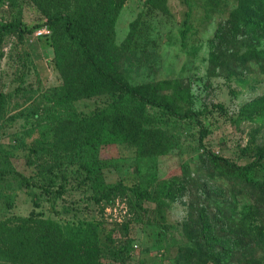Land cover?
Masks as SVG:
<instances>
[{"label":"rangeland","instance_id":"374dc122","mask_svg":"<svg viewBox=\"0 0 264 264\" xmlns=\"http://www.w3.org/2000/svg\"><path fill=\"white\" fill-rule=\"evenodd\" d=\"M243 1L168 0L169 14H148L147 0L126 1L111 34L124 73L131 84H151L161 99L199 115L179 120L137 101L115 111L107 95L57 104L63 78L48 17L30 0H0V26L50 31L0 39V221L32 213L61 223L96 221L103 264H264V204L225 185L227 168L204 156L246 165L264 151V117L241 119L246 106L264 102V3L249 10L250 26L240 13ZM65 2L60 11L76 15L68 11L76 0ZM136 22V45H127ZM121 112L153 130L152 139L107 138L89 154L75 149L85 121ZM63 130L72 134L68 147ZM154 146L157 153H141ZM118 183L163 192L164 208L128 193L93 199Z\"/></svg>","mask_w":264,"mask_h":264},{"label":"trees","instance_id":"16d2710c","mask_svg":"<svg viewBox=\"0 0 264 264\" xmlns=\"http://www.w3.org/2000/svg\"><path fill=\"white\" fill-rule=\"evenodd\" d=\"M30 1L48 17V26L53 31L51 45L54 48L55 65L63 78L57 104L72 106L82 100L107 95L112 99L115 111L131 101H137L179 120L198 119V113L183 112L170 101L161 99L153 85H133L125 75L121 63V49L114 45L111 34L127 0H76L75 10L68 9L76 15L60 11L61 7L66 9L65 0ZM256 1L264 3V0H244L240 8L246 24L250 26L254 24H251L249 10L255 8ZM146 7L148 14L156 12L169 14L168 0H147ZM191 14V11L188 12V18ZM39 27L29 30L23 29L17 23L5 24L0 26V39L13 32H18L23 39L25 35L34 33ZM139 29V23H134L127 45L131 43L136 45L135 38ZM187 30L186 28L183 32L184 38L187 37ZM4 109L5 97L0 93V118ZM255 117H264V102L249 104L242 110L241 119L254 120ZM69 121L76 122L75 119H70L68 124ZM84 127L73 142L75 149L85 154L92 152L93 143L98 146L107 138L109 142H115L117 139L121 142L134 143L149 140L153 132L140 128L135 115L124 116V112L114 115L113 119L109 118V114L98 116L87 125L85 121ZM65 128L70 129L71 126L66 125ZM60 135V141L64 143L62 145L68 147L71 140L67 137H72V134L63 130ZM153 142L154 140L151 141L152 144L155 143ZM157 149L158 146L152 149L141 148V153L153 154L157 153L155 152ZM204 156L216 169L223 166L227 168L222 173L225 185L241 193L255 196L264 204V175L257 176L262 173L264 151L246 165L235 164L210 152H206ZM86 170L89 172L87 179L93 181V177H90L92 169L86 166ZM64 193V186L56 192L59 196ZM118 193H128L136 202L155 203L160 210L166 203L165 194L161 191L139 186L128 187L122 183L105 187L100 196L93 199L98 204L111 202ZM0 262L103 264L100 224L86 219L61 223L35 213L29 217L15 216L3 219L0 221Z\"/></svg>","mask_w":264,"mask_h":264},{"label":"built area","instance_id":"2783aa9c","mask_svg":"<svg viewBox=\"0 0 264 264\" xmlns=\"http://www.w3.org/2000/svg\"><path fill=\"white\" fill-rule=\"evenodd\" d=\"M50 31L49 28L47 26L41 28L40 30H37V32H35V37L36 38H44L47 37L49 35Z\"/></svg>","mask_w":264,"mask_h":264},{"label":"crops","instance_id":"0c3cea01","mask_svg":"<svg viewBox=\"0 0 264 264\" xmlns=\"http://www.w3.org/2000/svg\"><path fill=\"white\" fill-rule=\"evenodd\" d=\"M0 264H8V263L0 262Z\"/></svg>","mask_w":264,"mask_h":264}]
</instances>
